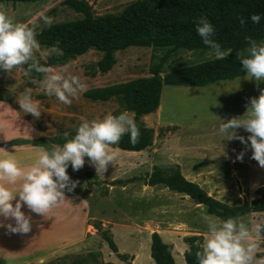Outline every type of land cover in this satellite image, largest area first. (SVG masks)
I'll list each match as a JSON object with an SVG mask.
<instances>
[{
  "label": "rangeland",
  "instance_id": "374dc122",
  "mask_svg": "<svg viewBox=\"0 0 264 264\" xmlns=\"http://www.w3.org/2000/svg\"><path fill=\"white\" fill-rule=\"evenodd\" d=\"M85 2L94 15L119 12L133 0H78ZM50 18L46 26L37 13ZM0 13L14 22H25L37 34L48 28H63L83 19V14L66 0H0ZM33 17H36L33 21ZM264 40L260 39L258 41ZM34 53L39 63L64 66L66 72L79 77L86 90L138 77L166 72L209 60L207 48L172 49V45H131L114 51L115 62L105 72L98 69L102 51L95 48L61 58V51L50 45L39 44ZM31 62V61H30ZM29 62V63H30ZM27 65L14 67L10 72L0 70V98L8 101L37 131L32 143L49 148L55 144L52 137L74 131L81 119H99L119 108L116 99L90 100L78 94L70 104L45 95L39 88L42 73L31 71ZM264 88V81L246 79L245 74L228 80L215 81L204 86L162 84L157 109L141 116L144 125L152 129L151 144L139 151L109 147L116 157L105 172H97L85 158L76 171L69 166L66 172L77 186L72 192L84 195L91 204L92 221H100L109 229L120 253L131 257V264H154L150 257L148 237L159 233L176 264H187L184 252L188 240L200 245L206 232L203 216L205 207L195 203L187 194L175 192L161 183L148 185L147 179L158 169L164 173L178 170L186 179L201 186L210 196L229 205L240 206L264 192V168L251 158V149L237 139H221L216 128L222 119L242 115L249 97H255ZM30 92L38 101L39 118L23 113L17 97ZM132 116L133 112L128 111ZM236 133H248L237 128ZM243 151L241 159L237 153ZM87 172L93 173L88 175ZM214 216V215H212ZM216 217V216H215ZM252 223L264 220L263 211L242 215ZM219 218V217H218ZM79 246L48 259L44 264H70L84 258L79 264H125L104 243L99 233ZM253 264L264 258V233L257 241ZM93 253V257L89 256ZM39 255L29 257L37 264ZM12 264V263H10Z\"/></svg>",
  "mask_w": 264,
  "mask_h": 264
},
{
  "label": "clouds",
  "instance_id": "9594fccd",
  "mask_svg": "<svg viewBox=\"0 0 264 264\" xmlns=\"http://www.w3.org/2000/svg\"><path fill=\"white\" fill-rule=\"evenodd\" d=\"M36 16L46 26L50 25V18L43 12ZM249 18L253 23H258L261 16L253 13ZM35 19L33 17V21ZM194 27L202 43L207 46L208 58L224 59L232 51L222 49L212 38L214 26L206 17L197 18ZM39 47L33 27L25 22H14L0 13V70L10 72L14 67L27 65L25 75L31 71L43 74L39 88L45 95L54 96L65 105L70 104L78 94L86 91V84L76 75L67 73L64 66L39 63L34 55ZM236 56L246 79L264 81V40L247 38V46ZM16 102L23 113L40 117L39 103L32 99L30 92L17 97ZM222 121L216 128L221 139L239 140L251 149V158L264 168V88L259 90L257 96L249 97L242 115ZM237 128L248 133L246 139L236 133ZM125 133L131 143H135L139 136L135 120L127 110L109 113L99 119H81L71 137L64 132L62 144L41 148L32 163L24 168L7 154L8 151L0 148V153H3L0 155V217L4 220L11 218L12 221H0V227L11 233L29 232L30 218L21 210L22 205L32 213L44 215L65 198V191L70 193L77 186V181L70 180L66 169L70 166L73 171L78 170L87 157L96 173L105 172L116 157L115 152L108 150L109 147ZM242 156L243 151L237 153L236 159ZM203 221L206 232L195 253L196 264H253L257 241L262 239L264 221L252 223L240 216L221 219L208 214L203 216ZM37 264H44V260L39 259ZM259 264H264V258L260 259Z\"/></svg>",
  "mask_w": 264,
  "mask_h": 264
},
{
  "label": "trees",
  "instance_id": "16d2710c",
  "mask_svg": "<svg viewBox=\"0 0 264 264\" xmlns=\"http://www.w3.org/2000/svg\"><path fill=\"white\" fill-rule=\"evenodd\" d=\"M83 14V19L63 28H48L36 35L39 44L55 46L61 51V58L80 54L89 48L102 51L97 61L99 71L105 72L115 62L114 51L131 45H172V49L207 48L197 35L194 21L203 16L214 26L213 39L221 48L232 51L224 59H209L198 64L166 72L162 78L158 73L138 77L125 82L87 89L83 95L90 100H117L119 108L112 114L127 110L139 130L135 143L129 141L127 133L111 145L123 150L139 151L151 144L152 129L145 126L141 116L157 109L160 102L162 84L204 86L215 81L228 80L241 76L236 53L247 46V38L256 41L264 38V0H133L117 13L94 15L83 1L66 0ZM259 13L258 23L250 20V15ZM243 20L241 24L240 21ZM48 65V63H41ZM34 74L37 72L33 71ZM1 99V98H0ZM69 133V137L74 134ZM55 144L64 142L63 135L51 138ZM87 158V157H85ZM88 175H93L87 172ZM161 183L170 190L187 194L195 203L205 207L207 213L221 219L242 216L253 211L264 212V192L242 205H229L210 196L197 183L186 179L178 170L164 173L155 169L146 184ZM264 221V220H263ZM92 226L116 256L131 264V257L117 250L109 229L103 228L100 221H92ZM264 233V231H262ZM189 249L184 252L187 264H196L195 253L199 246L192 238ZM93 257V253H89ZM150 256L154 264H176L169 245L159 233L150 235ZM82 260H86L82 258ZM75 259L70 264H79Z\"/></svg>",
  "mask_w": 264,
  "mask_h": 264
},
{
  "label": "crops",
  "instance_id": "0c3cea01",
  "mask_svg": "<svg viewBox=\"0 0 264 264\" xmlns=\"http://www.w3.org/2000/svg\"><path fill=\"white\" fill-rule=\"evenodd\" d=\"M36 137L37 131L13 105L0 99V148L8 151L7 154L13 156L21 168L30 165L42 148L32 143ZM18 185L19 181L16 187ZM21 210L30 218V231L11 233L0 227V264H30L29 257L36 255L40 259L52 258L84 246L87 239L95 234L91 204L84 195L76 192L65 191V198L44 215L32 213L23 205ZM0 221L12 222L11 218L4 220L2 217ZM148 245L150 247L149 237Z\"/></svg>",
  "mask_w": 264,
  "mask_h": 264
}]
</instances>
